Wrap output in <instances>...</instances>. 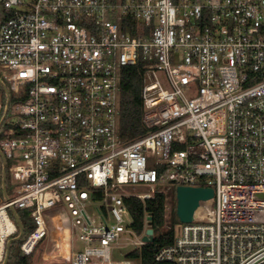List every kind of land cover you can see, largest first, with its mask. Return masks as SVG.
Segmentation results:
<instances>
[{
    "label": "built area",
    "instance_id": "obj_1",
    "mask_svg": "<svg viewBox=\"0 0 264 264\" xmlns=\"http://www.w3.org/2000/svg\"><path fill=\"white\" fill-rule=\"evenodd\" d=\"M0 1L11 13L0 25V78L12 116L0 148L14 192L0 203V264L19 232L10 207L33 219L24 255L58 215L84 248L65 256L46 243L45 259L133 264L112 258L122 237L138 247L148 228L132 231L124 198L163 193L166 219L179 185L213 194L157 261L264 264V0ZM139 64L147 132L126 141L121 77Z\"/></svg>",
    "mask_w": 264,
    "mask_h": 264
},
{
    "label": "trees",
    "instance_id": "obj_2",
    "mask_svg": "<svg viewBox=\"0 0 264 264\" xmlns=\"http://www.w3.org/2000/svg\"><path fill=\"white\" fill-rule=\"evenodd\" d=\"M11 13L7 11L0 1V25L8 19ZM142 64L136 67H129L123 70L121 77V91H120V134L126 141L134 140L147 132V128L142 122L143 114V100H142ZM3 93L4 105L6 104V95L0 86ZM4 108L2 109L0 118L3 116ZM1 137V133H0ZM0 166L2 167V160L0 159ZM10 162L7 161L8 192L11 187V178L9 173ZM174 203L175 190L172 191ZM9 195V193H8ZM124 203L129 209L133 218V222L129 226L132 231L141 236L146 226L154 230V239L152 242L138 245V247H131L124 255L125 260L132 261L133 264H175L169 261H157L156 254L164 247L173 244L175 240L174 227L168 230L161 231L165 225V195L163 193H156L152 198L142 201L141 199L129 196L124 198ZM23 225L26 228V236L32 231L33 219L30 214L24 211H18ZM151 217V220H148ZM172 219L176 223H180L176 211H172ZM21 242L12 246L11 257L8 264H30L31 255H24L20 249Z\"/></svg>",
    "mask_w": 264,
    "mask_h": 264
},
{
    "label": "water",
    "instance_id": "obj_3",
    "mask_svg": "<svg viewBox=\"0 0 264 264\" xmlns=\"http://www.w3.org/2000/svg\"><path fill=\"white\" fill-rule=\"evenodd\" d=\"M0 86L2 87L6 95V105L2 118L0 119V128L3 126L4 122L8 117V112L11 105V96L8 86L0 78ZM0 159L2 160V193L5 200H9L8 189H7V160L0 148ZM213 194L211 188H206L202 186H185L179 185L176 187V214L179 221L182 224L191 223L194 220L195 212L200 206V202L207 201ZM264 197V194L261 195ZM10 213L14 218L19 232L18 235L9 238L6 243V253L4 260L1 264H8L11 257L12 246L18 242H21L26 236V228L23 225L18 211L14 207H10ZM151 220V217H148ZM154 239V230L148 227L145 234L142 236V244L152 242Z\"/></svg>",
    "mask_w": 264,
    "mask_h": 264
},
{
    "label": "rangeland",
    "instance_id": "obj_4",
    "mask_svg": "<svg viewBox=\"0 0 264 264\" xmlns=\"http://www.w3.org/2000/svg\"><path fill=\"white\" fill-rule=\"evenodd\" d=\"M4 98H3V93L0 89V110L4 108L5 110V106H3L4 104ZM2 111V110H1ZM1 113V112H0ZM12 120V116H8V118L5 121V124L9 123ZM13 162L10 161V164H12ZM8 174V172H7ZM8 182V181H7ZM171 186L173 187L172 183L167 181V182H160L158 185H156L154 187L155 190L157 189H163V190H167L168 187ZM8 187V186H7ZM8 189V188H7ZM173 189V188H172ZM123 192L125 193H138V194H144L147 192H151V188L148 186H125L123 187ZM9 196L13 197L14 192L10 187L9 190ZM171 196L173 195L172 192H170ZM173 198V196H172ZM4 200V196L2 193V167L0 166V203ZM175 200H176V195H175ZM171 210L172 211H176V203H174V200H171ZM207 204H205L203 207H206ZM88 211L91 214H95L94 213V206H89L88 207ZM28 214H30V211H24ZM182 223H176L174 221V219H172V212L168 214V217L165 219V225L162 227L161 231H165L168 230L171 227H174V230L176 233H179L180 228H181ZM57 228L56 223H51L50 224V235H54V232ZM68 237V235H67ZM130 239H135V237H122V239L120 240V244L123 245L122 247L116 249L113 251L112 253V258L115 260H121L124 259V255L126 254V252L129 251V249L131 248V246H127V243L129 242ZM67 243L68 239H67ZM75 251H83V243L79 242V241H75ZM41 250L40 247H38L36 249V251L33 253V255H31V262L30 264H65L64 263V259L63 258H57L55 260L54 263H52L50 260L45 259L44 257L41 256Z\"/></svg>",
    "mask_w": 264,
    "mask_h": 264
},
{
    "label": "bare ground",
    "instance_id": "obj_5",
    "mask_svg": "<svg viewBox=\"0 0 264 264\" xmlns=\"http://www.w3.org/2000/svg\"><path fill=\"white\" fill-rule=\"evenodd\" d=\"M207 203H208V200L202 201L201 207H203ZM56 222H57V228L54 232V237H55L54 239L55 240L61 239L60 240V247H61L62 254L65 256H68L69 255V244H67L65 246L63 245L65 237H67V234H68V229L65 226V224L62 222L61 217L58 215L56 216ZM2 230H5V224L3 222V219L0 218V237L2 236L1 235ZM2 245H3V242H2V240H0V251H1Z\"/></svg>",
    "mask_w": 264,
    "mask_h": 264
},
{
    "label": "crops",
    "instance_id": "obj_6",
    "mask_svg": "<svg viewBox=\"0 0 264 264\" xmlns=\"http://www.w3.org/2000/svg\"><path fill=\"white\" fill-rule=\"evenodd\" d=\"M65 224V223H64ZM57 225V223H56ZM65 226L67 227V225L65 224ZM68 229V227H67ZM68 237H65V240H64V243L63 245H67V239H68V242H69V250L72 249L73 251H75V241H77L76 237H74L72 234H70L69 230H68ZM54 235H50L49 238L47 239V241H44L42 244L39 245L40 247V250H41V256L43 257V250H44V247H45V244L48 243L49 245H53V246H59L60 247V240L61 239H58V240H55L54 239ZM61 248V247H60ZM83 248H84V245H83ZM54 263V262H52Z\"/></svg>",
    "mask_w": 264,
    "mask_h": 264
},
{
    "label": "flooded vegetation",
    "instance_id": "obj_7",
    "mask_svg": "<svg viewBox=\"0 0 264 264\" xmlns=\"http://www.w3.org/2000/svg\"><path fill=\"white\" fill-rule=\"evenodd\" d=\"M6 105V104H5ZM2 110V109H1ZM1 110H0V112H1ZM4 114V113H3ZM0 115H1V113H0Z\"/></svg>",
    "mask_w": 264,
    "mask_h": 264
}]
</instances>
